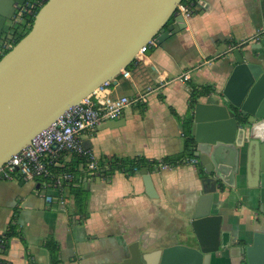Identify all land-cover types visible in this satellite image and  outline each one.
Segmentation results:
<instances>
[{"label":"crops","instance_id":"crops-1","mask_svg":"<svg viewBox=\"0 0 264 264\" xmlns=\"http://www.w3.org/2000/svg\"><path fill=\"white\" fill-rule=\"evenodd\" d=\"M193 10L180 33L150 45L134 60L129 77L120 74L112 80L114 95L133 96L150 84L154 90L147 101L127 106L117 117L119 124L105 126L106 119L83 132L84 144L99 161L111 155L162 158L180 154L185 120L193 114L190 83L214 85L213 92L200 100L221 99L237 62L235 48L264 57V0H202ZM186 72L189 78L181 79ZM246 160L243 148L236 185L224 183L214 192L213 209L224 217V246L213 254L210 264H244L239 241L249 243L255 230H264V221L259 223L249 208ZM65 168L75 171L74 186L88 189L87 215L76 207L67 183L56 189L45 187L44 177L0 178V231L13 226L7 257L14 264H54L46 246L50 237L56 240L59 264L121 261L135 240L147 251L184 242L186 212L197 203L203 188L202 174L191 159L150 172L156 196L147 193L141 171L127 175L117 170L109 180L91 177L80 158L70 152L61 153L50 164L53 173ZM46 194L53 199L47 200Z\"/></svg>","mask_w":264,"mask_h":264},{"label":"water","instance_id":"water-1","mask_svg":"<svg viewBox=\"0 0 264 264\" xmlns=\"http://www.w3.org/2000/svg\"><path fill=\"white\" fill-rule=\"evenodd\" d=\"M25 1L0 0V41ZM180 1L46 0L31 29L0 57V166L67 108L115 79L143 45L180 33L188 24L176 9ZM234 53L237 62L221 99H198L193 107L191 132L203 188L186 212L184 242L147 251L135 240L128 256L105 264H210L224 246V217L213 209L214 192L224 183L236 185L243 148L249 208L264 221V57L238 47ZM117 124L114 118L104 125ZM141 173L147 193L156 196L151 173L146 167ZM261 228L239 248L244 264H264Z\"/></svg>","mask_w":264,"mask_h":264},{"label":"built area","instance_id":"built-area-1","mask_svg":"<svg viewBox=\"0 0 264 264\" xmlns=\"http://www.w3.org/2000/svg\"><path fill=\"white\" fill-rule=\"evenodd\" d=\"M44 2L46 0H26L17 10V23L29 27L31 25L29 17H35ZM176 9L185 17H189L194 12L190 3L184 0L177 4ZM27 11L29 14L25 16ZM15 43V32L13 28H8L0 41V55L5 54ZM155 43L154 40H150L143 45L136 58H140L149 46ZM120 73L124 77L131 75V71L126 67L122 68ZM188 78V72L181 75L183 80ZM112 80L102 82L83 96L78 103L71 105L56 120L37 133L27 146L14 153L0 166V178L11 179L16 174H20L26 180L44 177L45 187L61 189L65 180L75 178V173L71 170H62L58 173L50 170V164L63 152L78 155L81 166L88 170L91 177H95L99 159L96 153L84 144L81 137L83 132L94 129L103 120L119 117L124 109L133 103L147 101L148 93L154 90V86L150 84L145 91H137L133 96L114 95L110 88ZM191 160L197 162L196 158ZM45 197L51 201L54 196L46 194ZM5 231H0V264H14L7 257L9 238Z\"/></svg>","mask_w":264,"mask_h":264},{"label":"trees","instance_id":"trees-1","mask_svg":"<svg viewBox=\"0 0 264 264\" xmlns=\"http://www.w3.org/2000/svg\"><path fill=\"white\" fill-rule=\"evenodd\" d=\"M190 3V5L193 7L194 4L198 2V0H184ZM28 11L25 13V16H28ZM31 25L27 27V29L23 32L19 31L18 28L13 26V31L15 32V42H18L32 27V24L34 22V17H29ZM20 24V23H19ZM21 25V24H20ZM2 55H0L1 57ZM136 60V58L134 59ZM130 62L126 68H130L133 65V62ZM119 74L115 77L118 78L120 76ZM214 90V85L211 84H200L196 85L194 83H190V96H189V104L190 109L193 110L194 104L198 101L200 96L207 95ZM192 118L193 114L191 113L185 120L186 122V128H185V145L183 151L178 155H166L162 158H154V157H147L143 154H137L134 156H118V155H111L109 157H106L105 159L99 161L98 170L96 176L104 177L107 180L111 178V176L117 171L121 170L127 175H132L137 172H140L143 167H146L149 172L156 171L160 169L163 165H175L179 162H188L192 158H196L199 168V173L203 175V166L200 164L198 160V156L195 154L196 150V142L194 140V136L191 132V126H192ZM78 156V155H77ZM79 157V156H78ZM80 158V157H79ZM64 170H71L75 173L73 169H64ZM62 171V170H60ZM76 175V174H75ZM74 179L65 180L63 185L67 183V185L71 186L72 191L75 196V202L76 207L79 209V211L84 212L85 215L88 214L87 211V197H88V189L85 186H74ZM70 181V182H69ZM63 187V186H62ZM12 225L6 229L5 233L7 237L10 239V236H12ZM244 244L243 241H239ZM9 244V243H8ZM9 246V245H8ZM46 246L48 247L51 255V259L54 264H59V259L57 256V244L54 237L48 238L46 242ZM6 264V263H4Z\"/></svg>","mask_w":264,"mask_h":264},{"label":"rangeland","instance_id":"rangeland-1","mask_svg":"<svg viewBox=\"0 0 264 264\" xmlns=\"http://www.w3.org/2000/svg\"><path fill=\"white\" fill-rule=\"evenodd\" d=\"M15 27L18 28L19 31L23 32L27 29V27L20 25L19 23L15 24Z\"/></svg>","mask_w":264,"mask_h":264}]
</instances>
